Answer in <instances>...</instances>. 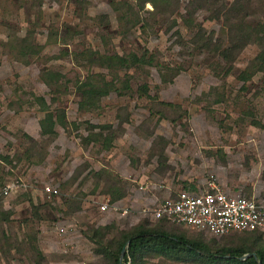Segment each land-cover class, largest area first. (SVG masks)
<instances>
[{"label": "rangeland", "instance_id": "1", "mask_svg": "<svg viewBox=\"0 0 264 264\" xmlns=\"http://www.w3.org/2000/svg\"><path fill=\"white\" fill-rule=\"evenodd\" d=\"M217 1L0 0V264H113L91 237L114 248L139 225L162 226L152 212L167 198L212 183L264 202V71L255 63L264 0L247 5L248 27L236 35L249 32L251 43L232 63L214 45H230L235 23L211 17L234 0ZM146 50L141 69L75 61ZM98 75L130 90L81 107L79 82ZM36 97L56 119L64 113L51 135ZM11 183L20 187L4 194ZM164 227L211 247L246 236ZM142 264L202 263L149 254Z\"/></svg>", "mask_w": 264, "mask_h": 264}, {"label": "trees", "instance_id": "2", "mask_svg": "<svg viewBox=\"0 0 264 264\" xmlns=\"http://www.w3.org/2000/svg\"><path fill=\"white\" fill-rule=\"evenodd\" d=\"M213 1V2H212ZM211 7L215 8L219 5V1L210 0ZM251 0H234L229 6L223 5L219 9H216L211 19L223 18L226 21H233L236 31L243 27H248L247 18V5H250ZM137 24L132 23L135 27ZM259 31H255L258 36L260 45H264V23L260 25ZM250 33L247 36L237 37L232 39L230 45L224 47L221 44L214 45V52L220 53V57L228 63H232L236 60L237 56L242 50L248 46L250 42ZM204 37V35H202ZM246 38V39H244ZM213 42L212 37L204 40L207 46H210ZM151 54L146 50L143 54L137 55L136 53L128 55H102L98 52L85 51L76 56L75 61L79 65L83 61L89 65H99L100 67L107 68L111 71H116L120 67L138 68L141 69L147 66L150 62ZM255 63L258 65V71H264V47L255 58ZM52 79V78H51ZM78 90L83 94V100L80 102L81 107L88 109L97 107L101 99L108 96L112 91L117 92L120 95H124L126 91L130 90L129 81L126 80L122 89L116 87L113 83L106 80L105 76L98 75L96 77L86 78L84 81L79 82ZM144 95L147 94V87L142 88ZM36 103L40 109L45 113V118L41 121V130L44 135H51L55 133L54 128L57 122L64 123V113L56 119L49 111V106L45 98L36 97ZM102 136V135H100ZM195 192V191H194ZM178 195V194H177ZM171 196V198H177ZM4 214V213H3ZM1 216V215H0ZM3 219H0V221ZM162 226L150 227L149 224L137 226L133 231L123 233L119 241L112 248V244L104 246L106 242L105 237H101V242L96 236L91 237V241L98 246V254L106 256L113 261V264H142L144 258L149 254H157L169 259L183 260L184 258L190 260L199 261L202 264H264V237L259 232H242L235 234H244L245 237L240 239V242L235 247H211L203 239H189L185 236L176 235L166 231L164 226L182 227L190 229L185 226L177 225L170 221L168 218H162L160 220ZM192 230V229H191ZM197 231V230H194ZM201 234H208L205 232L197 231ZM210 235V234H209ZM228 235V236H231ZM212 236V235H211ZM226 236V237H228ZM214 237V236H212ZM100 247V250H99ZM127 248V253L121 260L122 251ZM248 254H256V257H248L243 260L242 258ZM124 262V263H122Z\"/></svg>", "mask_w": 264, "mask_h": 264}, {"label": "built area", "instance_id": "3", "mask_svg": "<svg viewBox=\"0 0 264 264\" xmlns=\"http://www.w3.org/2000/svg\"><path fill=\"white\" fill-rule=\"evenodd\" d=\"M19 184L11 183L4 189L9 195ZM52 197L58 190L46 187ZM110 206L107 201L102 209ZM168 218L177 225L208 233L214 237H226L234 233L259 232L264 237V202L241 195H231L212 183L203 192H179L177 198H167L152 212L154 220Z\"/></svg>", "mask_w": 264, "mask_h": 264}, {"label": "water", "instance_id": "4", "mask_svg": "<svg viewBox=\"0 0 264 264\" xmlns=\"http://www.w3.org/2000/svg\"><path fill=\"white\" fill-rule=\"evenodd\" d=\"M126 253H127V248H126V249H124V250L122 251L121 260H123V258H124V256L126 255ZM251 256H253V257H256V258H257L256 254H248V255L244 256L242 259H243V260H245V259H247L248 257H251ZM259 264H262V263H261V262H259Z\"/></svg>", "mask_w": 264, "mask_h": 264}]
</instances>
